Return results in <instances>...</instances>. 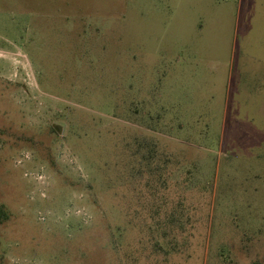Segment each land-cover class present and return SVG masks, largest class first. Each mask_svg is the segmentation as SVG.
<instances>
[{
    "label": "rangeland",
    "instance_id": "1",
    "mask_svg": "<svg viewBox=\"0 0 264 264\" xmlns=\"http://www.w3.org/2000/svg\"><path fill=\"white\" fill-rule=\"evenodd\" d=\"M0 264H264V0H0Z\"/></svg>",
    "mask_w": 264,
    "mask_h": 264
},
{
    "label": "trees",
    "instance_id": "2",
    "mask_svg": "<svg viewBox=\"0 0 264 264\" xmlns=\"http://www.w3.org/2000/svg\"><path fill=\"white\" fill-rule=\"evenodd\" d=\"M9 216V212L4 203L0 202V224L3 223Z\"/></svg>",
    "mask_w": 264,
    "mask_h": 264
}]
</instances>
